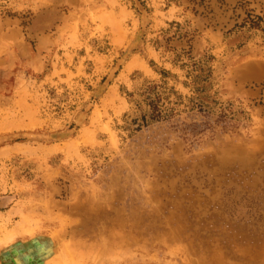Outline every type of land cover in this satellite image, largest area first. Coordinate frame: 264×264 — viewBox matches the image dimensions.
<instances>
[{
    "label": "rangeland",
    "instance_id": "obj_1",
    "mask_svg": "<svg viewBox=\"0 0 264 264\" xmlns=\"http://www.w3.org/2000/svg\"><path fill=\"white\" fill-rule=\"evenodd\" d=\"M39 234L264 264V0H0V250Z\"/></svg>",
    "mask_w": 264,
    "mask_h": 264
},
{
    "label": "crops",
    "instance_id": "obj_2",
    "mask_svg": "<svg viewBox=\"0 0 264 264\" xmlns=\"http://www.w3.org/2000/svg\"><path fill=\"white\" fill-rule=\"evenodd\" d=\"M26 244L4 247L0 250V264H47L58 254V249L53 239L45 234L29 238ZM22 246V248H20ZM24 251V252H23Z\"/></svg>",
    "mask_w": 264,
    "mask_h": 264
},
{
    "label": "bare ground",
    "instance_id": "obj_3",
    "mask_svg": "<svg viewBox=\"0 0 264 264\" xmlns=\"http://www.w3.org/2000/svg\"><path fill=\"white\" fill-rule=\"evenodd\" d=\"M223 10V9H222ZM220 13V12H219ZM218 14V13H217ZM233 15V14H232ZM221 16V15H220ZM138 60V59H137ZM133 60V64L135 65V67H137L136 65H138L139 63L138 62H140V65H138L139 67H143V62H141L140 60ZM138 63V64H137ZM131 65H132V63H131ZM132 67H134V66H132Z\"/></svg>",
    "mask_w": 264,
    "mask_h": 264
}]
</instances>
